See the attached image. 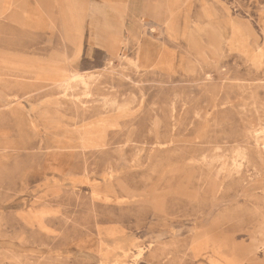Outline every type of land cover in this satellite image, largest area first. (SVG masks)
Here are the masks:
<instances>
[{
  "label": "rangeland",
  "instance_id": "obj_1",
  "mask_svg": "<svg viewBox=\"0 0 264 264\" xmlns=\"http://www.w3.org/2000/svg\"><path fill=\"white\" fill-rule=\"evenodd\" d=\"M0 264H264V0H0Z\"/></svg>",
  "mask_w": 264,
  "mask_h": 264
},
{
  "label": "bare ground",
  "instance_id": "obj_2",
  "mask_svg": "<svg viewBox=\"0 0 264 264\" xmlns=\"http://www.w3.org/2000/svg\"><path fill=\"white\" fill-rule=\"evenodd\" d=\"M62 73H63V70H59V76H60V81L62 82V83H64L65 81H67V82H70L69 81V79H70V77H73L74 75H72V76H67V77H63L62 76ZM80 80H82L81 78H80Z\"/></svg>",
  "mask_w": 264,
  "mask_h": 264
}]
</instances>
